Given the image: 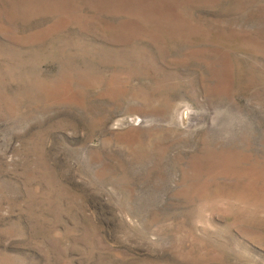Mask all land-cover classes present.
I'll return each mask as SVG.
<instances>
[{
  "label": "rangeland",
  "instance_id": "1",
  "mask_svg": "<svg viewBox=\"0 0 264 264\" xmlns=\"http://www.w3.org/2000/svg\"><path fill=\"white\" fill-rule=\"evenodd\" d=\"M0 264H264V0H0Z\"/></svg>",
  "mask_w": 264,
  "mask_h": 264
}]
</instances>
